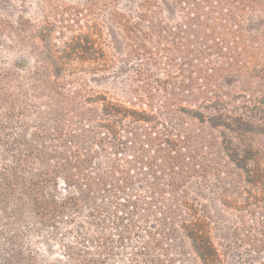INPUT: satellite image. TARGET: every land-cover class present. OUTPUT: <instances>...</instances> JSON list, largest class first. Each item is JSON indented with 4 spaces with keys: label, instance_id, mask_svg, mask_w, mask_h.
Instances as JSON below:
<instances>
[{
    "label": "rangeland",
    "instance_id": "374dc122",
    "mask_svg": "<svg viewBox=\"0 0 264 264\" xmlns=\"http://www.w3.org/2000/svg\"><path fill=\"white\" fill-rule=\"evenodd\" d=\"M49 3L0 0L25 21L23 42L0 35V165L32 154L25 177L45 174L42 199L63 211L0 228V264H203L182 227L195 218L219 264H264V116H240L264 89V0ZM85 36L90 50L64 54ZM42 68L50 83L35 89ZM218 101L237 115L224 116L229 155ZM168 135L185 162L198 154L176 187Z\"/></svg>",
    "mask_w": 264,
    "mask_h": 264
},
{
    "label": "trees",
    "instance_id": "16d2710c",
    "mask_svg": "<svg viewBox=\"0 0 264 264\" xmlns=\"http://www.w3.org/2000/svg\"><path fill=\"white\" fill-rule=\"evenodd\" d=\"M14 1L24 3L26 0ZM43 2L44 5H50V0H43ZM69 10L70 8H65V14H67ZM14 23L15 25L6 18L0 16V35L8 36L11 39L23 42L25 38V21L23 17L21 15L17 16V18L14 19ZM91 45H93V43L89 40V37H77V39L67 43L64 54L71 55L72 52H76V50L80 48L83 51L90 50L89 46ZM53 65L57 67L59 64L53 62ZM48 74L49 72L46 70L44 71L42 68L38 73L32 75L31 80L34 82L33 87L38 89L39 86H46L50 83ZM120 108H122V112L119 113L125 116H151L145 111H139L125 106ZM242 108L245 112L240 116H264V89L260 93V97L255 98L251 105L243 104ZM213 109L215 110V113L212 116H218L216 118L217 125L224 127L223 140L219 148L226 155H229L228 151L234 152L235 145L228 137L227 132H232L236 129H234V126H232L230 122L225 121L224 116L237 115H231L230 112L226 110L225 104L219 101L213 105ZM113 110L114 109L111 107L106 106L105 111L107 113H110ZM140 119L144 120L146 118ZM111 131L114 135L116 134L115 130L111 129ZM206 141L209 142L210 145H213V139ZM163 142L168 146L165 167L170 171V173H168L171 182L170 185L176 187L185 181L184 178L187 177L188 170H190L189 172L195 171L194 164L197 163L195 159L198 156L196 152L197 150L192 149L194 154H191V158L188 159V162H185L181 152H179L180 141L168 135L163 138ZM171 151L173 153H171ZM214 153L217 154L219 151L216 150ZM31 159L32 154H22L21 152L16 151L12 156L11 163L6 164L5 166L0 165V228H3L6 232L19 231L30 216L39 219L40 222L43 221V223H46L49 220L50 222H53L56 215L63 211V205L58 206L52 202L48 205V203L42 199V188L45 184V174L43 177L40 175H37L34 178L25 177L26 172H28L26 164L31 161ZM175 168L179 169V171H175ZM203 170L204 169H201L200 171ZM258 173H260L259 170L254 171L253 169L249 171L247 175L252 180H257L260 175ZM184 203L186 207L193 211V205L189 204L188 201H185ZM182 227L185 230L186 235L193 241L194 250L203 264L221 263L220 254L212 241L204 218H195L194 221L182 224ZM16 236H18V233Z\"/></svg>",
    "mask_w": 264,
    "mask_h": 264
}]
</instances>
